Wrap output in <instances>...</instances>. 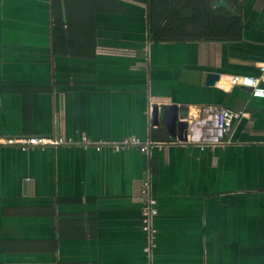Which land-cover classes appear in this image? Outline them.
I'll return each instance as SVG.
<instances>
[{"label": "crops", "instance_id": "1", "mask_svg": "<svg viewBox=\"0 0 264 264\" xmlns=\"http://www.w3.org/2000/svg\"><path fill=\"white\" fill-rule=\"evenodd\" d=\"M226 1L237 38L152 42L141 0H98L107 11L93 12L86 57L53 53L51 0H0V136L71 141L0 146V264H264V99L228 82L264 62V0ZM67 2L84 11L86 0H58L63 20ZM169 105L174 138L160 118ZM207 105L242 115L222 146L182 142ZM131 136L156 143L112 149Z\"/></svg>", "mask_w": 264, "mask_h": 264}, {"label": "trees", "instance_id": "2", "mask_svg": "<svg viewBox=\"0 0 264 264\" xmlns=\"http://www.w3.org/2000/svg\"><path fill=\"white\" fill-rule=\"evenodd\" d=\"M141 2L145 6L147 37L152 42L218 41L235 39L239 35L240 23L237 15L222 6H212V0H141ZM65 5L67 14L63 20L58 11V0H51L53 53L93 56L95 43L92 15L95 11H107V8L101 9L98 0H86L84 11L78 7L75 12L77 14H71L70 3L67 2ZM80 14L83 15V20ZM81 22L86 23L81 26ZM81 27H87L83 34ZM155 132L151 136L152 140H156Z\"/></svg>", "mask_w": 264, "mask_h": 264}, {"label": "built area", "instance_id": "3", "mask_svg": "<svg viewBox=\"0 0 264 264\" xmlns=\"http://www.w3.org/2000/svg\"><path fill=\"white\" fill-rule=\"evenodd\" d=\"M257 75H230L228 82L231 86L243 87L248 90L249 96L264 99V62L257 65ZM242 115L240 110L230 109L223 106L207 105L197 111V117L187 125L184 140L182 142L193 143L200 149L214 146H222L225 142L224 136L230 128L232 122ZM81 142H89L85 136L81 137ZM71 142L69 138L63 136H45V135H24V136H0L1 145L16 146L21 151H27L33 148L43 150L47 146H55L62 143ZM155 141L140 144L136 137H128L119 143L111 145L112 149L117 151L119 148L128 145H139V150L145 151L148 144H155ZM100 149V144L94 147ZM142 195V206L140 211V226L147 233V247L149 250L151 244V234L154 229L151 228V219L155 215L153 207L154 200L148 193L147 183L144 182L140 189Z\"/></svg>", "mask_w": 264, "mask_h": 264}, {"label": "water", "instance_id": "4", "mask_svg": "<svg viewBox=\"0 0 264 264\" xmlns=\"http://www.w3.org/2000/svg\"><path fill=\"white\" fill-rule=\"evenodd\" d=\"M211 5L214 7L224 6L228 8V4L226 0H212ZM215 80H217L216 73H212V72L204 73L203 85H212ZM157 118H158V108L157 105L153 103L152 105H150V119L152 124L157 123ZM160 118L163 121V125L170 133L171 138H174L175 122L177 118L176 107L174 105H169L166 108H163L160 113Z\"/></svg>", "mask_w": 264, "mask_h": 264}, {"label": "flooded vegetation", "instance_id": "5", "mask_svg": "<svg viewBox=\"0 0 264 264\" xmlns=\"http://www.w3.org/2000/svg\"><path fill=\"white\" fill-rule=\"evenodd\" d=\"M52 40V39H51Z\"/></svg>", "mask_w": 264, "mask_h": 264}]
</instances>
